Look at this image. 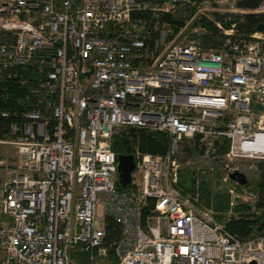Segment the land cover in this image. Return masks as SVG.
<instances>
[{
	"label": "built area",
	"instance_id": "built-area-1",
	"mask_svg": "<svg viewBox=\"0 0 264 264\" xmlns=\"http://www.w3.org/2000/svg\"><path fill=\"white\" fill-rule=\"evenodd\" d=\"M244 1L0 0V264H264V234L232 235L196 171L222 170L234 197L231 174L264 161V34L239 29L264 0ZM131 128L168 149L131 139L120 189L114 139ZM225 142L222 168L187 157Z\"/></svg>",
	"mask_w": 264,
	"mask_h": 264
},
{
	"label": "trees",
	"instance_id": "trees-1",
	"mask_svg": "<svg viewBox=\"0 0 264 264\" xmlns=\"http://www.w3.org/2000/svg\"><path fill=\"white\" fill-rule=\"evenodd\" d=\"M260 0H245L242 4L249 7H256ZM212 30L213 28L210 27ZM239 29L247 32L248 34L253 32H262L264 34V13L261 14H249L245 17V22L239 25ZM217 46V43H213ZM3 132L0 130V137ZM131 139L139 142L140 148L144 152H150L154 154H164L168 149V137L163 132H150L147 129H129V134L122 133L120 136L114 139V148L118 153H132ZM220 152L225 153L228 150V145L225 144L219 149ZM258 174V190L257 199L254 207L252 205L239 204L235 205L234 209L241 215H233L227 217V212L230 209L228 198H225L220 193L212 192L207 185L209 182L207 176H203L200 187L201 199L208 206H213L216 213V219L223 222L227 229L238 236L241 239H248L255 234L264 231V161L259 163ZM186 171V170H185ZM188 171L181 173L180 185L184 188L185 192L193 190L194 177ZM249 185V181L246 183ZM118 188H122L118 184ZM108 232L110 236H118L120 226L109 220L107 224ZM113 258V257H112ZM115 260V259H114Z\"/></svg>",
	"mask_w": 264,
	"mask_h": 264
},
{
	"label": "rangeland",
	"instance_id": "rangeland-1",
	"mask_svg": "<svg viewBox=\"0 0 264 264\" xmlns=\"http://www.w3.org/2000/svg\"><path fill=\"white\" fill-rule=\"evenodd\" d=\"M221 148H222V146H218L214 152H211V149L208 148L209 151L207 152L206 151L207 148L204 147L203 149L200 150V153L197 152V151L194 152V153H190L189 152V155L187 157H190V155H192V157H194V156H197V155H207L208 154V156L211 158V161L213 160L214 162H216L218 164V166H217L218 168H222L221 164L224 163V161H225V157H224L225 153L220 152L219 149H221ZM199 158H201V157L199 156ZM184 160H186V158ZM197 164L202 166V167H199V168L196 167L197 168L196 171L203 178V176H205L207 174V172H208L207 170H209L208 169L209 166L206 165L203 161L202 162L197 161ZM183 171L186 172L185 170H183ZM212 174L215 175L214 178L212 176L209 179V182H207L208 183L207 185L210 187L212 192H214V193L218 192L222 196H224L225 198H228V200H229V198H232V196L228 194V188H229L228 185L225 184V183H222V181H221V177L223 176L222 170H219V171L215 170ZM247 176H248L249 185L245 184L243 187H240L241 185H239L240 191L234 196V198L237 199V200H235V203H236V205H239V204L247 205V204H249V205H252V207H254V205H255L254 198H252V196H250V197H248L247 195L244 196V194H242V193H243V189H246L247 191H250L252 193H257V190H258V175L256 173H248ZM241 214L242 213H238L234 209L233 213L230 214V215L231 216H233V215L238 216V215H241ZM230 215L227 214V217L230 216Z\"/></svg>",
	"mask_w": 264,
	"mask_h": 264
},
{
	"label": "water",
	"instance_id": "water-1",
	"mask_svg": "<svg viewBox=\"0 0 264 264\" xmlns=\"http://www.w3.org/2000/svg\"><path fill=\"white\" fill-rule=\"evenodd\" d=\"M231 21H227L225 25H230ZM118 184L127 189L132 181L133 172L136 169V157L134 153H118ZM233 180L237 181L240 185H245L248 182V176L246 173L235 171L231 174Z\"/></svg>",
	"mask_w": 264,
	"mask_h": 264
},
{
	"label": "bare ground",
	"instance_id": "bare-ground-1",
	"mask_svg": "<svg viewBox=\"0 0 264 264\" xmlns=\"http://www.w3.org/2000/svg\"><path fill=\"white\" fill-rule=\"evenodd\" d=\"M228 194H229V192H228ZM230 195V194H229ZM257 199V198H256ZM256 199H255V201H256ZM235 200H237V199H235L234 197H232V198H229V204H230V206H231V202H233V206H235L236 205V203H235ZM226 227V226H225ZM226 229H227V227H226ZM228 230V229H227ZM229 231V230H228ZM230 232V231H229ZM231 233V232H230ZM232 235H234L233 233H231ZM262 234H264V231H262L261 233H258V234H255L254 236H252V237H250V238H248V239H241V238H239L238 236H236L237 238H239L240 240H242V241H247V240H250V239H252V238H254V237H256V236H258V235H262ZM85 243V241L84 240H81L79 243H78V245H83ZM110 247H111V249H115V246H111L110 245ZM113 256H109V258L110 259H112V260H114L115 258L113 257ZM89 258H90V252H83V251H79V250H76V259L77 260H80V261H83V262H85V261H87V260H89Z\"/></svg>",
	"mask_w": 264,
	"mask_h": 264
}]
</instances>
